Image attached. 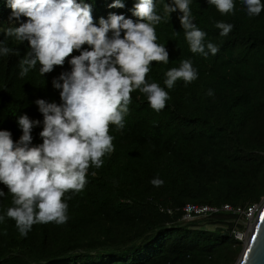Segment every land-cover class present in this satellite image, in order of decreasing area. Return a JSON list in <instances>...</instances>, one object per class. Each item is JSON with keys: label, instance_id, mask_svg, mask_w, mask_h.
Instances as JSON below:
<instances>
[{"label": "trees", "instance_id": "16d2710c", "mask_svg": "<svg viewBox=\"0 0 264 264\" xmlns=\"http://www.w3.org/2000/svg\"><path fill=\"white\" fill-rule=\"evenodd\" d=\"M84 2L91 4L97 25L109 13L138 19L130 11L136 0H122L124 8H110L113 0ZM167 2L155 0L163 19L154 27L169 62H152L146 77L169 93L166 107L157 112L139 90L131 93L125 127L118 132L110 125L114 151L103 157L102 167L89 168L81 192L65 194V224H35L22 236L6 216L12 196L0 183L5 192L0 197L5 216L0 264H233L242 247L233 233L243 226L236 213H210L206 218L224 224L213 228L181 216L187 202L247 205L264 195V11L249 17L243 0H234V12L222 15L207 0H189L194 23L206 33L205 44L219 49L205 58L190 51L181 13L165 15ZM10 15L7 0H0V42L18 52L0 55V130L18 140V117L27 114L41 121L32 131L33 144H40L43 116L35 101L60 103L52 81L70 65L66 60L42 76L37 64L21 78L19 60L29 45L4 35ZM218 21L233 25L227 36L219 34ZM185 59L192 61L198 78L187 85L178 80L168 89L165 72ZM209 89L214 95L206 94ZM157 177L161 186L150 183Z\"/></svg>", "mask_w": 264, "mask_h": 264}, {"label": "clouds", "instance_id": "9594fccd", "mask_svg": "<svg viewBox=\"0 0 264 264\" xmlns=\"http://www.w3.org/2000/svg\"><path fill=\"white\" fill-rule=\"evenodd\" d=\"M207 3L222 15L235 9L234 0ZM243 4L249 17L264 11L261 0H243ZM7 6L11 15L9 25L2 29L4 35L29 45L19 60L21 78L37 64L42 76L56 66L63 67L66 60L70 65V71L61 72L52 81L59 90L60 103L35 101L43 116L39 133L42 143L34 145L32 137L33 128L40 126L41 121L30 119L27 114L18 117L22 130L18 140H13L10 131L0 130V183L12 196L6 216L26 236L35 224L62 225L68 221L65 194L81 192L89 168L102 167L103 157L114 151L110 125H115L118 132L125 127L132 92L139 90L157 112L166 107L169 93L146 77L152 62H169V53L165 45L156 43L154 26L163 17L157 14L155 0H136L130 11L137 21L109 13L106 19H99L98 25L91 4L84 0H7ZM109 7L124 8L125 4L113 0ZM177 10L190 51L205 58L209 53L216 55L218 46L205 44L206 33L194 23L189 0H169L163 5L168 17ZM215 26L221 36H227L233 28L232 24L219 21ZM10 53L18 54L0 42V55ZM165 77L164 84L172 89L178 80L186 85L196 80L198 73L192 61L185 59L179 67L167 70ZM206 94L212 96L214 92L209 89ZM150 183L161 186L163 181L157 177ZM4 195L0 190V197ZM4 220L5 216L0 215V222Z\"/></svg>", "mask_w": 264, "mask_h": 264}, {"label": "built area", "instance_id": "2783aa9c", "mask_svg": "<svg viewBox=\"0 0 264 264\" xmlns=\"http://www.w3.org/2000/svg\"><path fill=\"white\" fill-rule=\"evenodd\" d=\"M264 202V201H263ZM261 201L253 202L247 205H232L230 203H223L221 205L209 204V203H195V202H187L183 205V214L181 216L182 219L190 220L195 216L210 214L216 212L218 210H227L238 215H241L243 218H247L251 220L255 219L257 213L260 211L262 207ZM159 208L163 210L162 205H159ZM167 212H171V208H166ZM234 236L237 238H241V232L239 228H233Z\"/></svg>", "mask_w": 264, "mask_h": 264}, {"label": "water", "instance_id": "95a60500", "mask_svg": "<svg viewBox=\"0 0 264 264\" xmlns=\"http://www.w3.org/2000/svg\"><path fill=\"white\" fill-rule=\"evenodd\" d=\"M264 202L257 213L248 239L236 264H264ZM247 255L248 259L243 257Z\"/></svg>", "mask_w": 264, "mask_h": 264}, {"label": "rangeland", "instance_id": "374dc122", "mask_svg": "<svg viewBox=\"0 0 264 264\" xmlns=\"http://www.w3.org/2000/svg\"><path fill=\"white\" fill-rule=\"evenodd\" d=\"M261 203H263L264 201V195L261 197ZM210 214H204V215H198V216H195L193 217L192 219L190 220H193L195 218H199L200 220V223L203 227H206V228H213L215 226H224V224H220V223H216V222H212L210 221L208 218H206V216H208ZM185 220V219H183ZM236 221H241L243 223V226L239 228V231L241 232V238H238L242 241V247L241 249L239 250L233 264H236L243 248H244V245L248 239V235L250 233V229L252 227V225L250 224V222H254V218H252L251 220L247 219V218H243L241 215H238L237 214V218H235ZM251 225V227L249 226ZM236 227V226H235Z\"/></svg>", "mask_w": 264, "mask_h": 264}, {"label": "snow or ice", "instance_id": "6c2138e0", "mask_svg": "<svg viewBox=\"0 0 264 264\" xmlns=\"http://www.w3.org/2000/svg\"><path fill=\"white\" fill-rule=\"evenodd\" d=\"M262 218H264V217H262ZM244 259H248V257H247V255L245 254V256L243 257Z\"/></svg>", "mask_w": 264, "mask_h": 264}, {"label": "bare ground", "instance_id": "6f19581e", "mask_svg": "<svg viewBox=\"0 0 264 264\" xmlns=\"http://www.w3.org/2000/svg\"><path fill=\"white\" fill-rule=\"evenodd\" d=\"M250 224L252 225V224H253V222H250ZM251 225H249V226L251 227Z\"/></svg>", "mask_w": 264, "mask_h": 264}]
</instances>
